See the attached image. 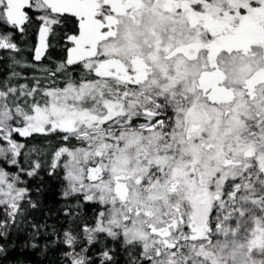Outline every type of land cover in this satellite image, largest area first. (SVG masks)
Segmentation results:
<instances>
[{"label":"snow or ice","instance_id":"obj_1","mask_svg":"<svg viewBox=\"0 0 264 264\" xmlns=\"http://www.w3.org/2000/svg\"><path fill=\"white\" fill-rule=\"evenodd\" d=\"M0 264H264V0H0Z\"/></svg>","mask_w":264,"mask_h":264},{"label":"trees","instance_id":"obj_2","mask_svg":"<svg viewBox=\"0 0 264 264\" xmlns=\"http://www.w3.org/2000/svg\"><path fill=\"white\" fill-rule=\"evenodd\" d=\"M38 259V258H37Z\"/></svg>","mask_w":264,"mask_h":264}]
</instances>
